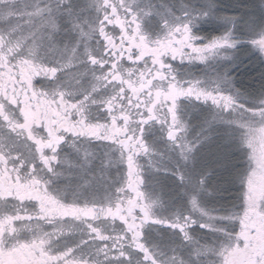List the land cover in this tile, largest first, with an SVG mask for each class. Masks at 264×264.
Masks as SVG:
<instances>
[{"label": "snow or ice", "instance_id": "6c2138e0", "mask_svg": "<svg viewBox=\"0 0 264 264\" xmlns=\"http://www.w3.org/2000/svg\"><path fill=\"white\" fill-rule=\"evenodd\" d=\"M0 264H264V0H0Z\"/></svg>", "mask_w": 264, "mask_h": 264}, {"label": "rangeland", "instance_id": "374dc122", "mask_svg": "<svg viewBox=\"0 0 264 264\" xmlns=\"http://www.w3.org/2000/svg\"><path fill=\"white\" fill-rule=\"evenodd\" d=\"M221 3L223 4H235L237 3V0H221ZM218 34V33H216ZM203 66H196V68L194 70L199 71L200 69H202ZM259 69H255V71H258ZM207 71L211 72L212 69L208 68ZM225 196H227V193L224 194Z\"/></svg>", "mask_w": 264, "mask_h": 264}]
</instances>
